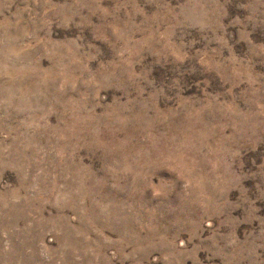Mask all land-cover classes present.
<instances>
[{
    "label": "rangeland",
    "instance_id": "obj_1",
    "mask_svg": "<svg viewBox=\"0 0 264 264\" xmlns=\"http://www.w3.org/2000/svg\"><path fill=\"white\" fill-rule=\"evenodd\" d=\"M0 264H264V0H0Z\"/></svg>",
    "mask_w": 264,
    "mask_h": 264
}]
</instances>
